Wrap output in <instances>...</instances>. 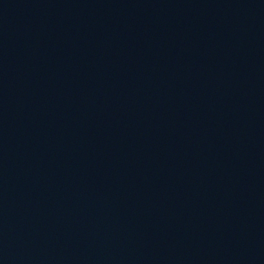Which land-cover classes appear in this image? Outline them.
Segmentation results:
<instances>
[{
  "label": "water",
  "instance_id": "water-1",
  "mask_svg": "<svg viewBox=\"0 0 264 264\" xmlns=\"http://www.w3.org/2000/svg\"><path fill=\"white\" fill-rule=\"evenodd\" d=\"M0 264H264V0H0Z\"/></svg>",
  "mask_w": 264,
  "mask_h": 264
}]
</instances>
